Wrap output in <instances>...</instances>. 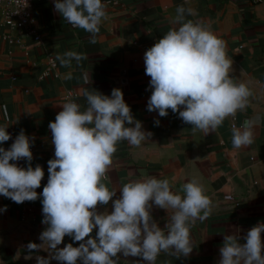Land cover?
<instances>
[{
  "label": "crops",
  "instance_id": "1",
  "mask_svg": "<svg viewBox=\"0 0 264 264\" xmlns=\"http://www.w3.org/2000/svg\"><path fill=\"white\" fill-rule=\"evenodd\" d=\"M107 19L102 20L96 43L91 35L74 28L55 11L54 0H35L34 27L41 37L25 30H12L0 23V125L8 127L11 139L0 147L10 149L15 137L24 131L32 146V167L40 165L48 180V161L54 159V145L48 125L62 110L59 106L74 100L87 107L85 91L111 95L120 89L134 119L151 132L148 141L132 146L117 144L103 183L117 191L132 180L154 176L168 179L174 193L183 196L182 186L193 180L203 185L212 202L209 217L196 220L190 228L193 251L188 257L173 251L161 252L155 264H219V249L226 234L239 228L241 235L258 222H264V1L255 0H102ZM193 9L186 20L204 22L226 42L227 57L233 60L230 76L244 82L252 95L248 106L227 117L214 132L193 131L168 110L166 117L147 111L151 96L150 77L145 74L144 54L175 22L177 7ZM75 51L86 58L62 66L57 55ZM50 59L56 67H50ZM5 106L7 115H5ZM183 110V109H181ZM251 145L234 148L233 127L255 120ZM159 120V126L155 121ZM27 167L25 160L16 162ZM41 199L16 204L0 196V264H37V255L47 257V248L29 256V242L41 243L45 229L41 223ZM98 212H111L112 204L98 205ZM175 210L153 205L151 215L161 229ZM95 236V230L91 234ZM264 238V234H262ZM73 243L65 237V244ZM73 246H78L74 243ZM118 264H147L141 257L118 254ZM51 264H58L51 261Z\"/></svg>",
  "mask_w": 264,
  "mask_h": 264
},
{
  "label": "clouds",
  "instance_id": "2",
  "mask_svg": "<svg viewBox=\"0 0 264 264\" xmlns=\"http://www.w3.org/2000/svg\"><path fill=\"white\" fill-rule=\"evenodd\" d=\"M55 11L74 28L91 35L96 43L102 20L107 19L102 0H54ZM175 22L144 54L145 74L149 76L151 96L147 111L166 117L171 110L191 125L193 131L214 132L229 116L244 110L252 95L244 82H234L230 76L233 60L227 57L226 42L218 38L204 22L186 20L193 9L177 7ZM86 57L75 51L57 55L62 66L79 63ZM87 107L69 101L48 127L52 134L54 159L48 163V180L42 193H37L44 178L40 165L32 167L30 151L34 137L24 131L15 137L10 149L0 147V196L16 204L41 199L45 229L41 243L29 242L31 256L47 248V257L37 255V264H118V254L141 257L155 264L161 252L188 257L193 246L190 228L197 219L203 222L212 211V202L203 185L193 180L182 186L183 196L174 193L168 179L149 176L125 183L118 191L110 190L103 179L117 144L128 141L140 146L151 132L143 130L134 119L123 92L113 89L111 95L85 91ZM183 109V110H181ZM5 115H7L5 106ZM255 120L243 127H233L234 148L254 141ZM159 126V120L155 121ZM8 127L0 125V144L11 139ZM27 162L20 167L16 162ZM112 204L111 212H98V205ZM153 205L175 210L164 229L153 220ZM7 206L0 209L6 212ZM95 230V236L91 234ZM264 222H258L245 235L239 228L223 238L219 249V264H264ZM73 243L63 244L65 237ZM78 243V246H73Z\"/></svg>",
  "mask_w": 264,
  "mask_h": 264
},
{
  "label": "built area",
  "instance_id": "3",
  "mask_svg": "<svg viewBox=\"0 0 264 264\" xmlns=\"http://www.w3.org/2000/svg\"><path fill=\"white\" fill-rule=\"evenodd\" d=\"M255 1L261 3L264 0ZM34 8L35 0H0V23L12 30H25L27 34L34 36L36 41L40 42L41 37L33 22ZM50 67H56L53 59H50Z\"/></svg>",
  "mask_w": 264,
  "mask_h": 264
}]
</instances>
